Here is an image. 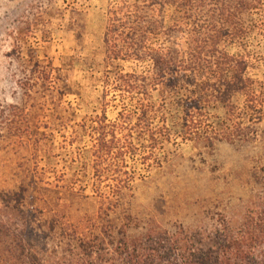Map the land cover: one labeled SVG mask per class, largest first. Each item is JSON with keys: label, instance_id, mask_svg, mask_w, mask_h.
<instances>
[{"label": "rangeland", "instance_id": "1", "mask_svg": "<svg viewBox=\"0 0 264 264\" xmlns=\"http://www.w3.org/2000/svg\"><path fill=\"white\" fill-rule=\"evenodd\" d=\"M111 1L0 0V264H33V253L42 264L66 262L81 241L112 252L149 232L211 233L222 222L238 225L264 196L263 121L251 141L176 140L159 169L146 174L139 165L144 178L107 219L99 215L89 139L71 135L105 101L88 78L104 70ZM247 47L249 75L264 83V23ZM120 111L110 103L107 120Z\"/></svg>", "mask_w": 264, "mask_h": 264}, {"label": "trees", "instance_id": "2", "mask_svg": "<svg viewBox=\"0 0 264 264\" xmlns=\"http://www.w3.org/2000/svg\"><path fill=\"white\" fill-rule=\"evenodd\" d=\"M263 23L264 0L111 1L104 70L88 78L106 102L71 135L89 139L99 215L107 219L123 192L144 178L139 165L146 174L159 169L176 140H254V126L264 121V83L249 75L247 45ZM122 63L133 71L125 73ZM144 65L147 71L137 69ZM116 102L121 111L109 122L106 108ZM217 226L211 233L149 232L119 240L112 252L103 241L97 250L76 239L75 254L66 250L68 261L52 264H264V196L238 225ZM33 264H42L34 253Z\"/></svg>", "mask_w": 264, "mask_h": 264}]
</instances>
